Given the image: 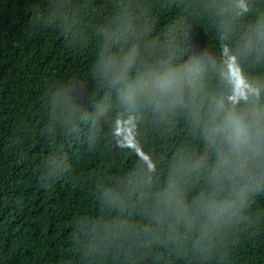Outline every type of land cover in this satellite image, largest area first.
I'll return each instance as SVG.
<instances>
[{
    "label": "trees",
    "instance_id": "1",
    "mask_svg": "<svg viewBox=\"0 0 264 264\" xmlns=\"http://www.w3.org/2000/svg\"><path fill=\"white\" fill-rule=\"evenodd\" d=\"M232 55L264 115V0H0V264H264V163L212 211L155 218L170 179L188 205L212 192L202 129ZM168 62L198 66L194 86L126 109Z\"/></svg>",
    "mask_w": 264,
    "mask_h": 264
},
{
    "label": "clouds",
    "instance_id": "2",
    "mask_svg": "<svg viewBox=\"0 0 264 264\" xmlns=\"http://www.w3.org/2000/svg\"><path fill=\"white\" fill-rule=\"evenodd\" d=\"M109 63L114 74L113 85L128 82L131 67L129 58H118ZM161 69L149 70L128 84L127 94L122 100L126 109H136L147 103L154 110H161L179 99L186 87L192 88L196 74L200 72L196 65L185 70L182 66L174 67L170 62L162 63ZM189 71L192 73L191 78ZM224 76L229 94L210 109L202 129L206 147L216 152V162L209 179L212 192L209 196L201 193L198 200L188 205L182 199L178 185L170 179L156 197L155 218L160 225H164L169 218H187L193 211H212L215 204L209 197L215 191L225 182L250 176L254 166L264 163V115L257 107L262 89L244 76L235 55L229 56ZM249 104L252 105L251 109L242 107ZM199 166L201 162L197 161L196 167ZM147 171L154 172L155 165L149 163Z\"/></svg>",
    "mask_w": 264,
    "mask_h": 264
}]
</instances>
